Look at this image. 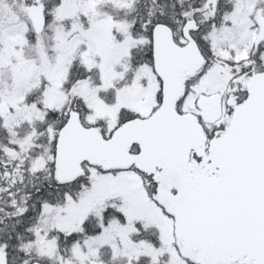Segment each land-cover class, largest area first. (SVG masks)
Segmentation results:
<instances>
[{
  "label": "snow or ice",
  "instance_id": "snow-or-ice-1",
  "mask_svg": "<svg viewBox=\"0 0 264 264\" xmlns=\"http://www.w3.org/2000/svg\"><path fill=\"white\" fill-rule=\"evenodd\" d=\"M0 264H264V0H0Z\"/></svg>",
  "mask_w": 264,
  "mask_h": 264
}]
</instances>
